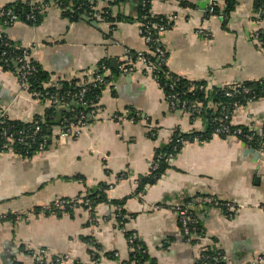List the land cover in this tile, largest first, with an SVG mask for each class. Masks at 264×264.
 Segmentation results:
<instances>
[{
  "label": "crops",
  "instance_id": "obj_1",
  "mask_svg": "<svg viewBox=\"0 0 264 264\" xmlns=\"http://www.w3.org/2000/svg\"><path fill=\"white\" fill-rule=\"evenodd\" d=\"M51 1L38 24L19 20L0 25V33L32 46L33 60L48 75L46 87L73 79L93 82L103 62L116 77L101 93L97 119L76 137L59 138L30 158L0 151V264H39L34 254L41 251L44 264L65 256L72 264H129L133 251L125 231L139 236L147 264H197L204 246L222 253L227 264L264 255V175L247 144L218 135L186 143L165 173L144 193H136L137 180L150 172L156 150L175 133L198 131L203 124L171 110L163 88L142 63L135 62L131 73H120L128 53L148 49L139 33L141 0L113 6V22L95 14L73 19ZM97 1L100 11L108 5ZM26 2L44 0H0V10ZM209 5L210 0H151L153 14L185 18L162 34L167 68L214 87L264 80V46L253 39L257 31L264 35V9L254 0H237L225 20L207 13ZM200 28L209 34H200ZM49 107L21 88L15 72L0 66V110L9 108L10 120L32 122ZM127 110L139 114L137 120L121 118ZM248 115L262 128L264 98L234 111L233 124L246 126ZM122 174L126 177L119 179ZM106 185L112 186L107 191L111 202L83 205L87 195ZM200 195L243 207L229 217L215 206H190L201 238L188 242L172 207L186 206ZM57 199L75 204L58 214L42 212ZM117 211L124 213L123 229Z\"/></svg>",
  "mask_w": 264,
  "mask_h": 264
},
{
  "label": "built area",
  "instance_id": "obj_2",
  "mask_svg": "<svg viewBox=\"0 0 264 264\" xmlns=\"http://www.w3.org/2000/svg\"><path fill=\"white\" fill-rule=\"evenodd\" d=\"M108 1V0H105ZM151 1V0H150ZM149 1L147 0H141V11L143 12V15L139 16V33L143 37L146 45L148 46V49L142 52L138 53H128L122 60V64L120 66V73L122 74H128L131 73L134 70L135 62H140L145 67L146 73L153 76V78L158 82L159 81V75H158V68L161 65H166L167 61V51L163 46L162 43V34L168 30L169 28L173 27L176 23L179 21L185 19L184 16L178 13H173L170 15H155L152 13L151 8L149 9L148 6ZM151 4V2H150ZM98 6V5H97ZM97 6H92L93 10L96 11L95 15H101L102 10L100 11ZM78 9H82V4L78 5ZM216 8H218V14L220 17L224 18L225 20L228 19L229 15L225 12V3L224 0H210V5L207 8V13L209 14H215ZM99 17V16H98ZM28 19H31L32 16H27ZM151 18V19H149ZM19 17L13 13L11 9L5 11L0 10V25H11L15 22L19 21ZM198 32L202 35H208L209 33L205 32V29L200 28ZM253 39L257 44L264 46V40L261 36L260 32H256L253 35ZM0 47L6 48V50L3 51L2 55H7L12 50L21 49V53L16 55L14 61L18 66V70L16 71V75L18 77L20 86L22 89L29 91L33 97L37 100H43L48 102L50 105H54L58 99V94H52L49 88L53 87H46L44 85V92L42 90H35L30 91V76L33 75L36 68L34 65V60L32 58V46H23L20 43H16L12 41L10 38H8L7 35L0 33ZM155 60V61H154ZM100 71H102L100 73ZM103 73V74H102ZM166 76L171 78L170 71L166 72ZM104 77L108 78V80H105ZM115 74L111 72L108 65L105 63H102L99 65L93 74V82L94 85L97 86L98 84H105L106 86H110L113 83V80L115 78ZM176 81L179 80L178 77L175 79ZM89 82L83 81V80H77L75 82L76 87H80L79 92L77 93L78 97L80 99H83L84 93L87 92V88L84 87L85 84ZM175 84L172 83L170 85V92L166 95L165 99L170 107L171 110H178L188 116H191L195 119H199L202 121V127L198 131L203 132V137L206 136L205 131L208 127V124L206 123L205 119L203 118V110H202V104L199 99H190V98H184L181 99L180 94L175 90ZM198 89L200 91L208 92V93H216L214 86L207 85L206 83H200L199 85H189L186 87V94L188 93H194V91ZM252 89L244 85L241 82L234 83L231 86L225 87L224 94L228 98H235L237 96H242L244 98L245 103H241L239 100L233 101V112L227 113V107L226 105L219 104L217 107L221 106V112L219 118L217 117L214 119V122L218 125L216 126L214 130L213 135H224L226 139L232 141H237L242 144H246V141L252 142L254 140L260 141L256 136L257 134L264 137V133L261 131L260 126V120L255 119L251 115L247 116V125L248 126V132L244 131L241 127L232 128L231 125H234L232 122V114L234 111L241 107H246L250 103L256 100V97L252 95ZM67 95L66 97H68ZM63 101L64 107L68 108V102H66L65 97L59 98ZM100 99V98H98ZM9 108H4L3 110H0V138L3 142L0 143V151H9L13 154L21 156L16 151L15 144L16 143H25L23 136H17V138H13L15 135L14 126L9 124L10 119L7 117V111ZM101 107L99 106V100L97 104L93 107V109L90 111V117L94 120L97 119L98 112L100 111ZM42 117V116H41ZM139 117V114L133 113L130 110H127L124 116H121L123 119H130L132 121L137 120ZM85 118V115L81 113L79 117L77 118V122L74 121H66L63 126L57 127L58 134H53L52 136H44L42 140L38 143V152L45 151L46 148L53 144L57 139H67L70 137H76L79 133V129L86 124L83 119ZM114 119L119 118L118 115H115L113 117ZM35 124V129L30 132L28 135L29 140L31 142L36 141V135L38 132L41 131L40 123L44 122V119L39 120H33ZM179 143H181L183 146L186 143L189 142H198L199 137L197 135H191L189 139H185L180 137L177 140ZM254 149L256 154L258 155V162L260 165V173L264 175V138L261 139V142L257 144L255 147H251ZM172 158V157H171ZM125 174H122L119 179L125 178ZM112 186H109L107 191ZM83 205L86 207L91 206V202L89 200H82ZM75 203L71 201H67L65 199H57L55 200L50 206H47L43 209L42 212L49 213V214H58L61 211H67L69 208L72 207ZM192 205H210L215 206L218 208H221L226 212V214L229 217H232L238 210H240L243 205L240 203H235L232 201H220L216 196L214 195H200L195 196L192 198L186 206H173L172 210L177 212L181 227L184 233V236L186 238V241L188 242H194L195 240H200L201 235L198 232V221L193 212L190 209V206ZM0 220H2V217H0ZM129 245L133 252H145V250L142 247L141 240L139 236L132 232V235L128 238ZM207 246H204L200 250V255L198 259L197 264H218L217 262H212L211 255L206 252ZM36 261L39 264H44V251H41L38 254H34ZM218 258L223 259L225 261V256L218 253ZM53 264H66L70 263L72 264L73 261L68 256L65 257H58L52 261ZM138 261L133 260L129 264H137ZM227 264V263H226ZM245 264H264V255H258L257 257H254L250 261L246 262Z\"/></svg>",
  "mask_w": 264,
  "mask_h": 264
},
{
  "label": "trees",
  "instance_id": "obj_3",
  "mask_svg": "<svg viewBox=\"0 0 264 264\" xmlns=\"http://www.w3.org/2000/svg\"><path fill=\"white\" fill-rule=\"evenodd\" d=\"M105 1V0H104ZM123 0H108V5L105 6L102 9V16L110 22H113V18L111 17V8L115 5H119ZM148 6L150 9V0ZM50 0H44L43 3H32V2H26V3H17L14 5H9L3 8V10L7 11L11 9L15 15L19 17L20 20L25 21L29 24H38L42 18L43 10L45 9V5L49 3ZM51 2L58 5L63 14L65 16H69L76 20H81L83 17H93L96 11L93 10L92 6H96L97 0H52ZM225 3V12L229 15V13L234 9L237 0H224ZM82 4V9H78V5ZM254 4L258 9H264V0H254ZM2 10V9H1ZM218 8H216V15L218 14ZM140 15H143V12L140 10ZM139 15V16H140ZM27 16H32L31 19H28ZM151 19V18H149ZM264 40V35L261 34ZM6 50L4 47H0V66L9 71H13L16 73L18 70V66L15 63L14 59L16 55L21 53V49L12 50L7 55H2L3 51ZM155 61V60H154ZM35 65V72L32 76H30L29 82H30V91L35 90H43L45 83L48 81V75L45 74L39 65L34 61ZM104 63V62H103ZM101 65V64H100ZM170 71L166 65H161L158 68V75H159V81L158 83L161 85V87L164 90V93L167 95L170 92V85L172 83L175 84V90L180 94L181 99L184 98H190V99H199L202 104V110H203V118L205 119L206 123L208 124V127L205 131L206 136H202V131H194L191 133H175L173 137H171L170 142L163 147H160L155 152V157L153 159V162L151 164L150 172L145 177H140L137 180V190L136 193H144L146 191L147 187L154 184L162 174L165 173V171L169 168V162L171 160V157H173L182 147L183 145L179 143L177 140L182 137L185 139H189L191 135H197L199 137V141H203L206 139H210L213 134L217 123L214 122V119L217 117L219 118L220 112H221V106L224 104L227 107V113L233 112V106L232 102L239 100L241 103H245L244 98L242 96H237L233 99L228 98L224 94L225 87H214L216 93H208L204 91H200L196 89L194 93H188L186 94V87L189 85H199L200 83H205L204 81H189L179 75L174 74L170 71V74L172 75L171 78L166 76V72ZM102 71H100L101 73ZM103 74V73H102ZM176 77L179 78L178 81H176ZM105 80H108V78L104 77ZM77 79H73L71 81H62L58 84L57 87L49 88L50 92L52 94H58V99L54 105H50V107L45 111L43 115H41L44 119L43 123H40L41 131L37 133L36 135V141L31 142L29 140L28 135L31 131L35 129L34 122H22V121H15L10 120L9 124L13 125L15 128V135L13 138H17V136H23L25 143H16V151L24 158H30L32 155L38 152V143L44 138V136H52L54 134V131L57 129L56 127L63 126V124L66 123V121H74L77 122V118L81 113L85 115V118L83 121L88 124L93 122V119L90 117V111L93 109L95 104L98 102V98H100L101 93L103 89L106 87L105 84H98L95 86L94 82H89L84 85V87L87 88V92L84 93L83 99H80L77 95V93L80 90V87L75 86V82ZM244 85L249 86L252 89V95H254L257 99L264 98V80L259 81H245L241 82ZM69 95L68 97H66ZM65 97L66 102H68V109H60V107L64 104L62 100L59 98ZM221 104L220 107H217V105ZM61 113V118H57V114ZM41 116L35 117V120L42 119ZM232 128L241 127L244 131L248 132V126L243 125H231ZM56 128V129H55ZM262 133H264V122L263 126L261 128ZM220 137L226 139L224 135H220ZM260 141H246V144L249 147H255L257 144L261 142L262 137L261 135L257 134L256 136ZM3 142L0 138V143ZM51 146V145H50ZM50 146H48L46 149H48ZM109 185L102 186L97 192L91 193L85 197L86 200H89L91 202V205H95L98 202L102 201H109L107 197V189ZM84 199V200H85ZM70 201V200H67ZM115 205H122V203L114 202ZM117 217L119 219V222H121V228L124 227V213L122 211H117ZM127 239L130 235H132V232H126ZM142 244V242H141ZM143 249L145 252H133L130 254V259L138 261L137 264H147L148 261V252L146 251L145 246L142 244ZM207 253H209L212 257V262H217L218 264H226V262L223 259L218 258V253H220L217 250H214L213 248L207 247L206 250ZM222 255V253H220Z\"/></svg>",
  "mask_w": 264,
  "mask_h": 264
},
{
  "label": "water",
  "instance_id": "obj_4",
  "mask_svg": "<svg viewBox=\"0 0 264 264\" xmlns=\"http://www.w3.org/2000/svg\"><path fill=\"white\" fill-rule=\"evenodd\" d=\"M258 157V155L256 154V158Z\"/></svg>",
  "mask_w": 264,
  "mask_h": 264
}]
</instances>
